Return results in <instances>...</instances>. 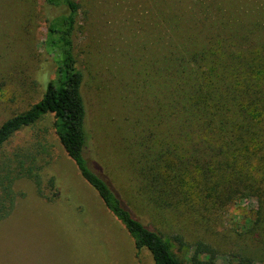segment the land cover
I'll list each match as a JSON object with an SVG mask.
<instances>
[{
    "label": "trees",
    "instance_id": "1",
    "mask_svg": "<svg viewBox=\"0 0 264 264\" xmlns=\"http://www.w3.org/2000/svg\"><path fill=\"white\" fill-rule=\"evenodd\" d=\"M46 3L63 11L49 23L43 41L56 75L37 103L0 125V149L53 115L66 153L134 239L136 250L147 249L154 264H184L163 233L145 224L91 168L85 155V76L75 55L80 7L77 0ZM149 5L153 36L147 43L156 49L150 58L136 57L134 86L152 99V107L139 119L146 125L141 140L126 132L135 141L128 142V154L143 192L157 213H171L206 233L212 232L210 217L219 209L255 200L256 217L244 229L264 230V0H150ZM43 167L32 151L0 160V221L13 211L17 180L33 181L43 193ZM212 253L199 244L192 262L214 264Z\"/></svg>",
    "mask_w": 264,
    "mask_h": 264
},
{
    "label": "rangeland",
    "instance_id": "2",
    "mask_svg": "<svg viewBox=\"0 0 264 264\" xmlns=\"http://www.w3.org/2000/svg\"><path fill=\"white\" fill-rule=\"evenodd\" d=\"M77 1L75 55L85 76V155L91 168L145 224L163 233L184 264H208L204 259L192 262L199 244L210 247L214 264H240V259L241 264H264V230L244 229L256 217L257 201L219 209L210 217L212 232L206 233L171 213H157L143 192L128 154L133 139L126 132L141 140L146 125L139 119L152 107V99L134 86L136 57L150 58L156 49L154 42L147 43V36H153L150 0ZM62 13L46 0H0V125L37 103L55 78L57 67L43 41L49 23ZM54 122L47 115L0 149V160L32 151L44 166L42 194L26 178L12 186L13 211L0 221V264H154L147 249L136 250L134 239L82 178Z\"/></svg>",
    "mask_w": 264,
    "mask_h": 264
}]
</instances>
